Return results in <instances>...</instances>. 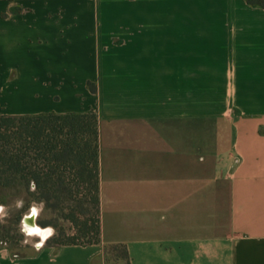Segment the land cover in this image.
Segmentation results:
<instances>
[{"label":"crops","instance_id":"0c3cea01","mask_svg":"<svg viewBox=\"0 0 264 264\" xmlns=\"http://www.w3.org/2000/svg\"><path fill=\"white\" fill-rule=\"evenodd\" d=\"M89 110L102 242L0 246V264H93L114 243L131 264H264L263 8L0 0V113ZM199 114L229 136L199 138Z\"/></svg>","mask_w":264,"mask_h":264},{"label":"trees","instance_id":"16d2710c","mask_svg":"<svg viewBox=\"0 0 264 264\" xmlns=\"http://www.w3.org/2000/svg\"><path fill=\"white\" fill-rule=\"evenodd\" d=\"M264 9V0H247ZM96 92V85L88 83ZM36 181V191L29 183ZM0 188L32 192L47 207L66 211L73 234L53 237L46 245H90L102 242L100 187V129L94 110L59 114L5 115L0 113ZM5 199L0 198V203ZM68 209V210H67ZM0 246L9 238L3 229ZM122 252L131 264L124 243L107 244ZM108 249V248H107Z\"/></svg>","mask_w":264,"mask_h":264},{"label":"rangeland","instance_id":"374dc122","mask_svg":"<svg viewBox=\"0 0 264 264\" xmlns=\"http://www.w3.org/2000/svg\"><path fill=\"white\" fill-rule=\"evenodd\" d=\"M198 110L199 113L202 112H208L210 110L209 106L203 105L202 101L199 100L198 103ZM236 114V113H235ZM199 130L201 131V127H208V130L204 129L205 131L199 132V138H205L204 135H209L208 138H215V134L220 137L224 138L225 136H229L230 134V126H228L225 123L224 119L220 120V124L217 125L212 122H208L205 124L204 120H206L207 115L205 114H199ZM234 117V113H233ZM233 119H231L230 123L234 122ZM220 126V129L217 130L216 128ZM5 199V202L3 204L5 205H14V202L17 199H23L24 200V206L20 210H15L13 207L10 216L7 218L6 224H0V238H2L4 231V228H8L10 230L9 238L4 239L5 246L14 251L19 253H25V252H31L35 251V248L31 245H25L22 244L21 241L24 239V236L19 231V226L21 222V218L23 213L28 211L29 206L32 201H41L35 194H32V192L22 191L18 193L14 189H5L0 188V198ZM45 202V201H44ZM68 210V209H67ZM68 212V211H66ZM66 212L63 213L59 210H55L53 208L47 207V204L45 203V207L43 212L39 215V217L36 219L37 224L40 227H45L47 225H52L56 228V235L54 237H63V234H73L75 232V228L73 223L66 218ZM108 248V249H107ZM93 264H128V262L123 258L122 252L120 251H113L109 250V246H107L103 252V254L100 257H97Z\"/></svg>","mask_w":264,"mask_h":264},{"label":"clouds","instance_id":"9594fccd","mask_svg":"<svg viewBox=\"0 0 264 264\" xmlns=\"http://www.w3.org/2000/svg\"><path fill=\"white\" fill-rule=\"evenodd\" d=\"M30 191H36V181L31 180L29 183ZM24 206L23 199H17L14 202V205H5L0 203V224H6L7 218L10 216V212L14 207L15 210H20ZM45 207V202L43 200L37 202L32 201L28 211L23 213L19 231L24 236V239L21 241L22 244L31 245L35 248L36 251H40L47 241L53 238L56 235V228L52 225H47L45 227H40L35 224L36 219L43 212ZM33 220V224L30 225L28 220Z\"/></svg>","mask_w":264,"mask_h":264},{"label":"water","instance_id":"95a60500","mask_svg":"<svg viewBox=\"0 0 264 264\" xmlns=\"http://www.w3.org/2000/svg\"><path fill=\"white\" fill-rule=\"evenodd\" d=\"M28 223L30 224V225H32L33 224V220H28ZM35 224L37 225V222L35 221Z\"/></svg>","mask_w":264,"mask_h":264},{"label":"bare ground","instance_id":"6f19581e","mask_svg":"<svg viewBox=\"0 0 264 264\" xmlns=\"http://www.w3.org/2000/svg\"><path fill=\"white\" fill-rule=\"evenodd\" d=\"M38 225V224H37ZM39 226V225H38Z\"/></svg>","mask_w":264,"mask_h":264}]
</instances>
